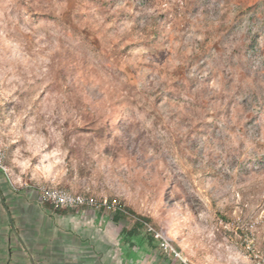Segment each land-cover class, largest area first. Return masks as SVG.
Returning <instances> with one entry per match:
<instances>
[{
  "label": "rangeland",
  "instance_id": "rangeland-1",
  "mask_svg": "<svg viewBox=\"0 0 264 264\" xmlns=\"http://www.w3.org/2000/svg\"><path fill=\"white\" fill-rule=\"evenodd\" d=\"M0 157L13 264H182L158 241L123 257L142 219L196 263L252 264L264 0H0ZM45 187L104 205L77 214Z\"/></svg>",
  "mask_w": 264,
  "mask_h": 264
},
{
  "label": "built area",
  "instance_id": "built-area-1",
  "mask_svg": "<svg viewBox=\"0 0 264 264\" xmlns=\"http://www.w3.org/2000/svg\"><path fill=\"white\" fill-rule=\"evenodd\" d=\"M3 159L0 157V170H5ZM41 200L48 201L58 208L62 209H96L104 204L99 203L97 198L82 194L74 193L64 188L45 187L41 190ZM105 205H108L107 202ZM146 229L159 242V247L175 261H181L182 264H200L192 261L183 250L179 249L163 231L155 228L152 224L146 222ZM247 250L251 256L252 264H264V246L258 248L254 244H248Z\"/></svg>",
  "mask_w": 264,
  "mask_h": 264
},
{
  "label": "crops",
  "instance_id": "crops-1",
  "mask_svg": "<svg viewBox=\"0 0 264 264\" xmlns=\"http://www.w3.org/2000/svg\"><path fill=\"white\" fill-rule=\"evenodd\" d=\"M0 186H1V179H0ZM4 191H0V264H13V255L8 251L7 246L12 244L13 241V233L16 230L15 222L12 215L11 207L7 205L6 196H4ZM72 210L74 213L81 214L89 209L83 208H76V209H69ZM93 210V209H92ZM96 210V209H95ZM97 224H100V218L96 220ZM17 232V230L15 231ZM118 246L119 249L122 251V255L125 258L129 256L133 260H139L142 257V250H139L137 246L133 248L132 254L127 255L125 252V248L121 243V234L118 238ZM165 256L167 254L165 253Z\"/></svg>",
  "mask_w": 264,
  "mask_h": 264
},
{
  "label": "trees",
  "instance_id": "trees-1",
  "mask_svg": "<svg viewBox=\"0 0 264 264\" xmlns=\"http://www.w3.org/2000/svg\"><path fill=\"white\" fill-rule=\"evenodd\" d=\"M123 213L121 210L117 211L114 219L118 222ZM121 243L125 248V252L127 255H131L133 248L137 246L139 250L147 251L149 250V246H158L157 240L154 236L149 233L146 229V221L141 220L138 222L136 226L131 229H124L121 233Z\"/></svg>",
  "mask_w": 264,
  "mask_h": 264
}]
</instances>
